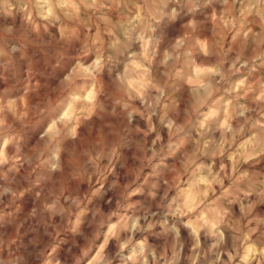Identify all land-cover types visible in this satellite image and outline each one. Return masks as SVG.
<instances>
[{
	"label": "clouds",
	"instance_id": "clouds-1",
	"mask_svg": "<svg viewBox=\"0 0 264 264\" xmlns=\"http://www.w3.org/2000/svg\"><path fill=\"white\" fill-rule=\"evenodd\" d=\"M0 264H264V0H0Z\"/></svg>",
	"mask_w": 264,
	"mask_h": 264
}]
</instances>
